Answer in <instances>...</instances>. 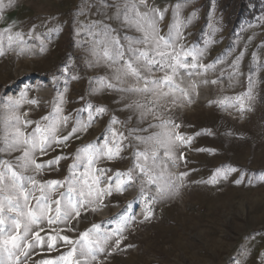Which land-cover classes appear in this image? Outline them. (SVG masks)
Returning a JSON list of instances; mask_svg holds the SVG:
<instances>
[{
  "label": "rangeland",
  "instance_id": "rangeland-1",
  "mask_svg": "<svg viewBox=\"0 0 264 264\" xmlns=\"http://www.w3.org/2000/svg\"><path fill=\"white\" fill-rule=\"evenodd\" d=\"M192 1L198 3L197 9L179 10L178 19L185 25L182 43L204 49L199 63L214 64V68L192 69V75L182 69L175 78L187 96L180 91L175 93L176 103L169 105L170 118L180 125L181 134L193 137L191 145L183 148L186 163L177 160L166 168L161 165L164 175L171 174L179 185L178 192L149 205L151 215L147 219L139 180L130 183L122 193L113 191L104 196L102 202L93 195L78 219L53 225L44 220L38 227L33 226V231L44 229L40 234L45 243L30 250L26 264L54 259L70 249V245L57 240L55 249L49 251L48 234L76 240L96 224L104 231L115 229L122 215L133 219L122 233L124 239L119 249L113 246L115 238L109 242L106 251L111 255H101V264H264V102L260 101L264 93V0ZM88 2L95 5L90 13L84 0H25L26 8H18L14 6L18 3L13 2V7L0 10V50L4 52L0 55V141L13 131L14 115L20 117L21 125L24 120L40 122L41 117L53 112L59 94L64 95L65 115L76 116L74 110L85 108L89 102L108 108L102 118H96L67 147L58 146L43 157L37 154L40 163L46 164L57 156L73 157L77 149L88 144H102L104 139H111L109 128L128 136L130 129L147 128L148 123L155 122L138 125L135 118L127 120L130 113L114 103L116 93L89 95L96 86L90 81L105 71L86 67L92 38L83 35L81 26L101 19L96 15L100 9L98 0ZM167 8L158 25L162 35L167 34V26L174 19V8ZM81 11L87 14L81 15ZM103 11L111 14L115 10ZM113 26L121 39L139 35L118 24ZM9 28L10 32L5 31ZM9 99L22 100L15 113L6 106ZM30 100L37 103H28ZM113 116L121 123L112 125ZM79 118L86 121L87 113L81 112ZM34 127L35 124L21 130L31 132ZM71 127L70 121L60 135H67ZM130 139L124 140L118 158L100 160L89 170L91 178L98 175L96 169H110L101 178L100 189L108 184L107 176L133 168L136 142L132 140L130 144ZM19 155L0 154V159L15 163L14 158ZM73 163V159H61L35 178L41 182H63L70 176L69 166ZM217 169L236 171L226 177L218 176L211 183ZM82 170L83 165L77 172ZM181 172L189 174L177 179ZM25 174L34 175L31 169ZM238 180L241 182L236 183ZM155 191V187L145 189L150 195H155ZM60 192H66V188L58 189L55 195ZM20 259L25 261L24 257ZM0 261L14 264L7 252L0 254ZM87 264L96 262L89 260Z\"/></svg>",
  "mask_w": 264,
  "mask_h": 264
},
{
  "label": "snow or ice",
  "instance_id": "snow-or-ice-1",
  "mask_svg": "<svg viewBox=\"0 0 264 264\" xmlns=\"http://www.w3.org/2000/svg\"><path fill=\"white\" fill-rule=\"evenodd\" d=\"M98 2L100 9L115 11L109 14L108 11L98 9L96 15L101 19L91 20L81 26L83 35L92 38L87 50L90 58L86 60V67L105 71L104 75L90 81V84L96 86L90 89L89 95L116 93L118 98L114 103L121 104L122 110L130 113L127 120L135 118L138 125L149 120L155 122L148 123L147 128L130 129L128 136L118 132L114 127L109 128L111 139H104L102 144H88L77 149L73 157L57 156L45 164L37 162V154L43 157L58 146L67 147L73 138H79L81 132L87 131L96 118H102L108 112V108L102 105L94 106L89 102L85 108L74 110L76 116L65 115L64 95L59 94L53 112L41 117L40 122L24 120L21 125L19 116L12 117L16 124L12 126L11 134L0 141V154L12 157L14 153L19 152L20 155L14 158L15 163L0 159V254L7 252L9 260L14 261V264H26L30 250L36 246L43 247L45 238L40 232L44 229L33 231V226L38 227L44 220L49 225H53L57 222L67 224L72 219H78L81 209L91 203L89 198L93 195L97 201L102 202L104 196L112 195L113 191L122 193L130 183L139 180L146 205L145 219H147L151 215L149 205L158 199L171 197L179 190V185L171 174L165 176L161 168L162 164L166 168L168 163L174 165L177 160L186 163L187 157L183 148L190 146L193 139L181 134L178 131L180 125L170 118L169 105L176 103L175 93L180 91L187 96V93L175 82V78L182 69L186 70L188 75H192V69L214 68V64L199 63L204 55V49L182 43L184 39L182 29L185 25L178 19L179 10L189 0L172 6L174 19L167 26V34L163 35L158 25L164 20L168 8L158 7L155 0L152 2L98 0ZM12 3L13 0H8L7 4L4 0H0V10L11 6ZM93 6L95 5L84 0V7L89 13ZM80 14L87 13L81 11ZM191 15L194 17L195 12ZM114 23L122 29L132 30L139 35L125 36L121 39L117 28L113 26ZM5 31L10 32L11 29ZM16 35L19 37L20 34ZM11 39L12 37L9 36L10 41ZM0 55H4L2 50ZM64 71L67 72V67ZM156 72L162 75L157 77ZM67 90L65 87L64 92ZM80 99L83 100V97ZM21 102L22 100L9 99L6 106L15 113ZM28 103L36 104L37 101L30 100ZM81 112L87 113L86 121L79 118ZM24 115L26 116L27 113ZM70 121L71 130L67 135L61 136L60 133L68 127ZM110 123L116 125L121 121L113 116ZM123 123L126 125L127 121ZM33 124L35 127L31 132L21 130ZM129 138H131L130 144L132 140L136 142L133 168L125 173L117 170L114 176H107L108 184L104 189H100L98 185L101 183V178L106 176L110 169H96L98 175L91 178H89V170L100 160L112 161L118 158L123 151L124 140ZM61 159L74 160L69 166L70 176L63 182L59 180L41 182L35 178L45 167L50 168L53 164H58ZM82 165L83 170L78 173L77 170ZM29 169L34 175L25 174ZM232 171L236 169H217L210 182L215 183L218 176L226 177ZM188 174L181 172L177 179ZM240 182L236 181V183ZM151 187H155V195L145 193V189ZM60 188H66V192H60L56 196L55 193ZM132 219L122 215L116 228L106 231L102 230L99 224L93 225L82 232L76 240H72L67 235L48 234L49 251L55 249L57 240L70 245V249L66 254L54 259L41 260L38 264H82V261L87 264L89 260L101 264L99 260L101 255H111L106 248L113 238H115L113 246L119 249L124 239L122 233L128 221ZM21 257H24L25 261L22 262ZM0 264H3V261H0Z\"/></svg>",
  "mask_w": 264,
  "mask_h": 264
},
{
  "label": "crops",
  "instance_id": "crops-1",
  "mask_svg": "<svg viewBox=\"0 0 264 264\" xmlns=\"http://www.w3.org/2000/svg\"><path fill=\"white\" fill-rule=\"evenodd\" d=\"M4 1L8 2V0H4ZM180 1H182L184 3V0H155V3L158 7H161V8L168 7V6L171 8L176 3H180ZM13 2L18 3L17 5H14L18 8H21V7L26 8L27 7V4L24 3L25 0H13ZM150 2H152V0H150ZM186 5H184L183 7H187L190 11L197 9V7H198V3L196 1H192V0H189V2Z\"/></svg>",
  "mask_w": 264,
  "mask_h": 264
},
{
  "label": "trees",
  "instance_id": "trees-1",
  "mask_svg": "<svg viewBox=\"0 0 264 264\" xmlns=\"http://www.w3.org/2000/svg\"><path fill=\"white\" fill-rule=\"evenodd\" d=\"M260 101H261V102H264V93L261 94V96H260ZM262 119H263V121H264V111H263V114H262Z\"/></svg>",
  "mask_w": 264,
  "mask_h": 264
}]
</instances>
